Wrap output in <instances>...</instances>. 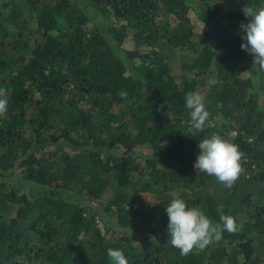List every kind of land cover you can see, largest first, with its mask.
<instances>
[{
  "label": "trees",
  "instance_id": "16d2710c",
  "mask_svg": "<svg viewBox=\"0 0 264 264\" xmlns=\"http://www.w3.org/2000/svg\"><path fill=\"white\" fill-rule=\"evenodd\" d=\"M216 1L0 0V264H112L109 248L128 264H264V72L240 47L242 9L264 0ZM188 92L204 96L202 132ZM213 135L242 153L231 187L193 166ZM145 147L147 171L133 164ZM175 198L236 231L181 255L167 232Z\"/></svg>",
  "mask_w": 264,
  "mask_h": 264
},
{
  "label": "clouds",
  "instance_id": "9594fccd",
  "mask_svg": "<svg viewBox=\"0 0 264 264\" xmlns=\"http://www.w3.org/2000/svg\"><path fill=\"white\" fill-rule=\"evenodd\" d=\"M242 12L248 18V23L240 25L244 41L240 47L253 57V66L264 72V6L258 10L245 6ZM185 107L190 110L192 130L202 132L209 117L204 96L199 92L186 93ZM7 110V91L0 89V116ZM229 135L232 139L236 137L235 132ZM198 148L200 152L194 162V168L215 176L225 187H231L243 171L240 164L242 153L238 145L219 135H213L200 141ZM165 211L168 217V237L172 246L180 250L181 255H188L193 249L204 250L214 240L218 242L225 230L230 233L236 231L234 217L221 214V223L214 224L199 208H188L180 198L173 199ZM107 255L112 264H128L124 253L119 249L109 248Z\"/></svg>",
  "mask_w": 264,
  "mask_h": 264
},
{
  "label": "rangeland",
  "instance_id": "374dc122",
  "mask_svg": "<svg viewBox=\"0 0 264 264\" xmlns=\"http://www.w3.org/2000/svg\"><path fill=\"white\" fill-rule=\"evenodd\" d=\"M215 3H218V4H222L223 7H224V12H229V11H239V8H238V0H217ZM189 17L191 19V22L194 26V30H195V40L198 41L199 38L202 36V34L204 33V31L206 30L205 26L203 27V23L199 20H197V18L195 17V15L190 12L189 14ZM124 49L126 50H134L135 49V44L134 42L130 39V37H128L124 43ZM187 53L183 52V51H179L178 53L176 54H172L170 52V54L168 55V57L165 59L166 61H171V62H174V61H177L179 60V58L181 56H186ZM178 72H176L175 70H173V75L174 76H177ZM126 108L124 107H117L116 108V112L118 111H124L125 112ZM151 155V151L149 150V148H138L136 150V154L135 156L138 158H136L134 161H133V164L136 165V164H139V165H142L144 167V170L147 171L146 169V165L145 163L143 162V158L146 157V156H149ZM133 186L135 188H137L138 186L142 185V184H146L148 182H151V178L149 176H145V177H142V178H137L136 176L133 178ZM134 188H132L129 192H133ZM111 197H106L105 198V201H108L110 200ZM140 199L143 203L145 204H152L155 202V197L153 195V193H142L140 194Z\"/></svg>",
  "mask_w": 264,
  "mask_h": 264
}]
</instances>
